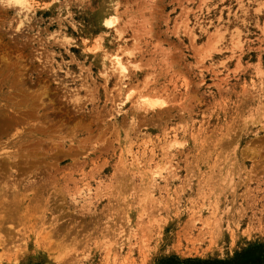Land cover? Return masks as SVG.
<instances>
[{
  "label": "rangeland",
  "instance_id": "374dc122",
  "mask_svg": "<svg viewBox=\"0 0 264 264\" xmlns=\"http://www.w3.org/2000/svg\"><path fill=\"white\" fill-rule=\"evenodd\" d=\"M35 2L0 0V264L264 246V0Z\"/></svg>",
  "mask_w": 264,
  "mask_h": 264
},
{
  "label": "trees",
  "instance_id": "16d2710c",
  "mask_svg": "<svg viewBox=\"0 0 264 264\" xmlns=\"http://www.w3.org/2000/svg\"><path fill=\"white\" fill-rule=\"evenodd\" d=\"M264 263V246L255 247L253 249L243 252L235 260L232 261H202V260H188V261H169L165 264H257Z\"/></svg>",
  "mask_w": 264,
  "mask_h": 264
},
{
  "label": "bare ground",
  "instance_id": "6f19581e",
  "mask_svg": "<svg viewBox=\"0 0 264 264\" xmlns=\"http://www.w3.org/2000/svg\"><path fill=\"white\" fill-rule=\"evenodd\" d=\"M35 1H37V0H7V2L9 3V4H18V5H20L21 7H22V9H26V10H28L29 11V9H31L32 7H33V3L35 2ZM36 3V2H35ZM116 10V9H115ZM117 11V10H116ZM116 20H117V18H116V16H114V15H111V16H107L106 18H105V23L107 24V25H113V24H115V22H116ZM101 40V39H100ZM112 59V58H111ZM110 61H112V60H110ZM124 63V62H123ZM123 63H122V61H121V57L118 55H116V58H114L113 59V64H114V68L116 69V70H118V72H119V74L121 75V78H122V80L124 79V78H126V67L123 65ZM112 70H113V68H112ZM115 72V71H114ZM128 72V71H127ZM153 101L154 100H152V101H149V102H152L153 103ZM157 103V102H156ZM158 104V103H157ZM156 105V104H155ZM8 123H9V121H8ZM18 132V131H17ZM20 132V131H19ZM18 132V133H19ZM128 133V132H127ZM170 145V144H169ZM169 148V147H168ZM133 152V151H132ZM3 155H7L8 157L7 158H9V156L11 157V155H10V152H5ZM153 156V155H152ZM0 160H2V159H0ZM3 161V160H2ZM138 161V160H137ZM7 163V162H6ZM12 164V163H11ZM136 164V163H135ZM2 165V164H1ZM12 166V165H11ZM2 167H4V165L2 166ZM4 169V168H3Z\"/></svg>",
  "mask_w": 264,
  "mask_h": 264
}]
</instances>
